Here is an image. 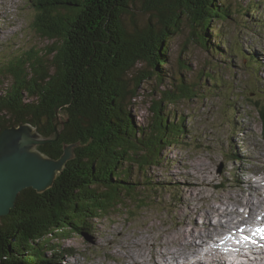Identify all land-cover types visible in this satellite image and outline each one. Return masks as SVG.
Listing matches in <instances>:
<instances>
[{
  "label": "trees",
  "instance_id": "trees-1",
  "mask_svg": "<svg viewBox=\"0 0 264 264\" xmlns=\"http://www.w3.org/2000/svg\"><path fill=\"white\" fill-rule=\"evenodd\" d=\"M135 1L30 0L33 29L53 42L44 52L31 45L8 57L5 68L12 80L0 92V131L29 122L48 137L59 114L67 119L59 138L38 148L58 158L64 144L80 145L51 188L42 193L23 189L10 212L0 216V264H62L73 250L56 239L71 233L87 237L94 220L122 203V186L136 196L126 179L131 173L125 175L131 164L161 163L163 150L186 135L185 118L170 119L166 104L197 96L191 81L173 78L163 91L164 107L161 96L153 100L155 89L149 92V122L137 128L123 116L128 115L126 102L136 97L140 84L153 79L151 67L165 63L166 44L178 35L180 20L190 22L204 49L221 50L210 43L209 31L222 35L213 23L230 17L231 6L226 0H141L142 10L154 20L133 21L127 29L124 16ZM251 7L256 9L254 3ZM136 64L142 66L134 72ZM2 68L0 73H6ZM203 75L212 78L209 71H200ZM156 81L159 87L162 81Z\"/></svg>",
  "mask_w": 264,
  "mask_h": 264
},
{
  "label": "rangeland",
  "instance_id": "rangeland-1",
  "mask_svg": "<svg viewBox=\"0 0 264 264\" xmlns=\"http://www.w3.org/2000/svg\"><path fill=\"white\" fill-rule=\"evenodd\" d=\"M226 1L231 6V16L213 23L222 35L214 37L216 31H209L212 33L210 43L221 50L204 49L196 41L190 22L180 20L178 35L166 44L165 63L159 69L151 67L153 79L140 84L136 97L126 102L128 115L123 116L134 120L137 128L149 122L152 106L149 92L155 89L153 100L161 96L160 105L164 107L167 102L163 91L173 78L191 81L196 84L197 96L166 104L170 119L185 118L186 135L179 138L175 146L170 145L163 150L161 163L147 168L131 164L125 175L131 173L126 179L131 182L136 196L129 195L130 189L124 184L127 190L122 186L119 196L124 199H121L122 203L110 209L108 215L94 220L87 237L71 233L67 238L56 239L59 246L73 250L72 254L64 255L62 264H143L139 253L148 250L147 236L153 243L159 231L180 235L185 231L189 233L195 222L202 223V209L212 210L217 202L213 199L216 194L221 193L224 198L232 191L235 194L243 191L253 194L254 200H264V0ZM29 2L0 0V65L4 67L1 71H6L0 73V92L5 91L12 80V75L5 68L11 53L17 54L15 51L26 50L31 45L44 52V46L53 42L40 37L33 29V7ZM252 3L256 5L254 10L250 8ZM159 12L161 17L164 16L163 10ZM149 17L154 20L149 12L142 10L141 0H136L131 13L125 14L123 21L128 29L132 28L133 21L137 25L148 21ZM146 65L144 62L143 70ZM141 66L136 64L133 71ZM200 71H209L212 78L200 77ZM156 80L162 81L159 87ZM221 165L229 169V174L218 172ZM244 182L252 186L245 188ZM259 185H262L261 195L254 192ZM145 193L147 197H144ZM142 199L145 205L140 206ZM225 201V206L232 208L234 201ZM197 208L199 212L195 214ZM240 211L246 212L244 208ZM247 212L245 219L250 221L248 223L255 229L263 227L262 222L257 221L260 218H253ZM210 217L216 222V216L210 215L208 220ZM189 218L193 220L187 225L185 221ZM234 227V233L239 234L236 238H240L234 237L236 242L248 243L242 236L247 233L246 228ZM262 237L264 234L252 239V246L264 250V244H257L258 239L264 241ZM180 239L174 245L181 243V249L186 248ZM215 247L214 241L209 239L200 249L203 254L200 258L198 256L200 264H212L207 254L215 251ZM159 251L164 249L160 247ZM160 258L163 260L165 256ZM160 258L155 257L153 264L163 263ZM191 258L193 260L189 264L196 261V257ZM232 260L242 264L235 256ZM246 260L250 261V256ZM195 261L193 264H197Z\"/></svg>",
  "mask_w": 264,
  "mask_h": 264
},
{
  "label": "bare ground",
  "instance_id": "bare-ground-1",
  "mask_svg": "<svg viewBox=\"0 0 264 264\" xmlns=\"http://www.w3.org/2000/svg\"><path fill=\"white\" fill-rule=\"evenodd\" d=\"M53 127H54V123H53ZM54 133H55V127L53 134L48 137H52ZM55 140H48L45 141L44 143ZM72 144H76V143H72ZM50 158L53 159V157ZM243 186L249 189L250 186H252V184H248V182H244ZM261 186L262 185H259L256 189H254V192L258 195H261V190H262ZM252 195L253 194L250 195V193H244L243 191L242 194H235V192L232 191L231 193H228L226 197L223 198L221 193L216 194L213 197V199L217 201L216 203H214V205L217 206L214 209V205H213L211 207L212 210L208 208L202 209L201 212L203 213V221L201 224H197L195 222V224L190 227L189 233L185 231L184 233H181V235L179 233L175 234L174 232L171 231H164V232L159 231L155 235V240L157 242L155 241L153 243L150 242V237L147 236V238H145V241L146 239L149 240V246L147 247L148 250L141 251L139 253V259L142 261L143 264H153V262L156 261L155 257L160 258L161 255H164L165 258L163 260L161 258L160 259L165 264H189V262L193 260L190 258L196 257L195 262L197 264H200L199 262L200 257L198 258V256L200 255L203 256L202 252H200V249H203L204 245L210 239L214 241V245L216 246L215 251L212 249L213 250L212 252L214 253L210 252L207 254L209 255V259H210L209 262H211L212 264H240V263H235L234 260H232L233 256H235V259L238 260V262L242 261V264H264V250L263 249L259 250L252 246L253 244L252 239H255V237L262 236V234L259 235L256 231L251 234L250 233L251 230L249 228H246L245 232L247 233L242 236H244V238L247 237L248 243L241 241L236 242V239L239 240L240 238L235 237L236 238L235 239L234 237H231L232 232H230L229 229L230 223H232L234 226H238V229H240L241 228L240 224L242 222L243 223L244 221L247 223L250 222L248 221V219H245L246 216L245 214L247 211H248L247 213L251 215L253 218H260L257 221L262 222L261 225L264 226V220H261L264 219V200L262 199H260L262 201L254 200L253 197H251ZM212 196L213 195H210V197ZM225 200L234 201L232 208L228 209L225 206L226 203ZM237 205L242 206L246 210V212L240 211V207H238ZM196 212H199L198 208L196 209V211L194 210L195 214ZM210 215L217 217L216 222L211 221L210 220L211 217L208 220V217ZM190 220H193V218H189L187 221H185L187 225L190 222ZM251 221H255V220L252 219ZM182 223L183 220L179 221V227L181 226ZM183 229L185 230V228ZM255 233H257V236L254 235ZM163 236H166V239ZM215 237H218L219 239H216ZM179 238H181L180 240H182V243L186 245V248L184 247L182 248L183 250L181 249V243L174 245L176 243V240H178ZM188 238L191 239H189L187 242L183 241V239H188ZM216 240L219 241L216 242ZM257 244L258 245L264 244V241L258 239ZM160 247H162L164 251H159ZM130 252L131 250L128 251L129 254ZM249 256H250V261L248 260V262H246L247 261L246 259H249Z\"/></svg>",
  "mask_w": 264,
  "mask_h": 264
},
{
  "label": "water",
  "instance_id": "water-1",
  "mask_svg": "<svg viewBox=\"0 0 264 264\" xmlns=\"http://www.w3.org/2000/svg\"><path fill=\"white\" fill-rule=\"evenodd\" d=\"M66 121L59 114L53 119L52 137L42 136L29 122L0 131V216L10 212L23 189L42 193L51 188L66 163L74 158V147L79 143L64 144L58 159L46 156L38 148L45 141L58 139Z\"/></svg>",
  "mask_w": 264,
  "mask_h": 264
},
{
  "label": "snow or ice",
  "instance_id": "snow-or-ice-1",
  "mask_svg": "<svg viewBox=\"0 0 264 264\" xmlns=\"http://www.w3.org/2000/svg\"><path fill=\"white\" fill-rule=\"evenodd\" d=\"M256 231L261 233V234H264V227L258 228ZM262 238H264V237H262ZM245 239H247V237H245Z\"/></svg>",
  "mask_w": 264,
  "mask_h": 264
}]
</instances>
